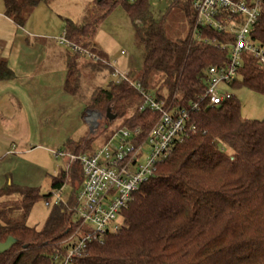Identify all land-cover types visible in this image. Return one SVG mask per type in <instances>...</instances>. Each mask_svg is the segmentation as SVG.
<instances>
[{
    "label": "trees",
    "instance_id": "1",
    "mask_svg": "<svg viewBox=\"0 0 264 264\" xmlns=\"http://www.w3.org/2000/svg\"><path fill=\"white\" fill-rule=\"evenodd\" d=\"M40 1L4 0L6 14L22 25L25 14ZM117 5L133 24L142 69L131 70L129 80L86 87L77 62L85 57L76 54L69 62L74 78L67 81L66 90L83 99L87 109L105 112L108 118L110 108L124 118L125 125L141 127L145 134L160 112L140 110L144 100L136 87L140 83L157 100H163L165 107L186 109L190 115L187 128L194 125L196 130L178 140L171 154L158 162L154 173L133 193L121 213L119 230L91 240L77 263L264 264V118H244L235 94L220 104H212L205 96L207 69L225 62L228 48L192 37L193 0H174L164 13H156L151 0H96V16H86L80 23L67 19L65 31L68 38L99 56L97 61L87 59L85 66L97 75L113 74L114 67L87 38L95 36L97 24ZM172 8L182 10L190 24L183 39L168 35ZM203 33L223 43L230 41L213 30ZM254 38L264 44V2ZM13 75L6 62H0L1 78ZM236 84L264 94V67L253 53H243L239 76L230 85ZM108 127L107 123L104 131ZM93 142V135L78 143L68 140L64 151L84 153L94 149ZM83 180L82 165L77 161L51 175L52 190L47 194L39 187L13 182L0 188V242L10 236L17 239L9 250L0 252V264H58L56 254L65 251L62 241L78 226L74 213L77 197L67 205L56 203L40 229L24 219L54 189L60 190L67 181H78L81 187ZM18 210L23 211V220L15 216Z\"/></svg>",
    "mask_w": 264,
    "mask_h": 264
},
{
    "label": "built area",
    "instance_id": "2",
    "mask_svg": "<svg viewBox=\"0 0 264 264\" xmlns=\"http://www.w3.org/2000/svg\"><path fill=\"white\" fill-rule=\"evenodd\" d=\"M133 1V0H132ZM264 0H193L195 21L192 37L211 42L218 48H228V58L207 69L205 96L212 104H220L231 93H220L219 84L230 85L239 76L243 53L251 52L264 67V44L254 38ZM213 30L225 35L230 41L220 42L204 35ZM57 42L75 54L97 61L99 56L89 47L70 39L64 30ZM124 53V51H122ZM115 66V62L111 61ZM129 70L114 73L117 82L129 80ZM136 87L144 95L140 110L150 108L160 112L155 123L144 134L141 127L122 126L111 137L93 150L70 154L71 162H80L84 180L77 195L75 217L77 228L62 241L64 252L56 254L58 264H78L77 257L87 249L88 243L107 232L121 227L118 215L129 205L133 193L152 175L158 162L168 157L174 144L195 126L187 128L190 115L184 108L165 107L163 100L146 91L140 83ZM117 138V140H115ZM145 144L151 151L145 163L140 162ZM64 154L58 151L56 156ZM58 203V201H55Z\"/></svg>",
    "mask_w": 264,
    "mask_h": 264
},
{
    "label": "crops",
    "instance_id": "3",
    "mask_svg": "<svg viewBox=\"0 0 264 264\" xmlns=\"http://www.w3.org/2000/svg\"><path fill=\"white\" fill-rule=\"evenodd\" d=\"M51 1L41 0L25 14V22L20 25L6 14L4 0H0V62H6L14 73L11 78L0 77V188L12 183L9 170L13 169V160L21 162L22 155L34 151L47 156L58 151L67 155L62 146L68 140L78 143L91 136L90 109L83 99L65 88L70 79L69 62L76 54L56 40L60 30H65L66 20L72 18H64V27L61 20L56 22L51 32L35 31L30 25L35 8ZM94 5L89 0L82 17L72 20L80 23L86 16H96ZM89 39L109 58L94 37ZM77 60L84 80L101 76L102 81L105 77L85 67L87 58ZM110 61L117 63V59ZM133 69L131 65L127 68ZM8 161H12L10 166Z\"/></svg>",
    "mask_w": 264,
    "mask_h": 264
},
{
    "label": "rangeland",
    "instance_id": "4",
    "mask_svg": "<svg viewBox=\"0 0 264 264\" xmlns=\"http://www.w3.org/2000/svg\"><path fill=\"white\" fill-rule=\"evenodd\" d=\"M96 0H93L95 4ZM89 0H53L49 4L41 2L31 14L30 25L35 31L51 32L57 26L59 20L64 27V18L69 17L78 20L82 17L84 8L87 6ZM174 0H151L152 9L156 13H164L172 7ZM92 16V15H91ZM57 22V23H56ZM190 24L185 17L182 10L179 8H172L170 17L167 21L168 35L173 39H183L189 32ZM64 29L60 30L56 36L58 40L63 35ZM90 37L88 36L87 39ZM97 45L103 49L111 60L117 59L115 64V73L126 71L131 65L135 71H140L143 67V57L136 45V37L133 24L127 12L121 5H117L110 13L104 17L98 24L94 36ZM90 40V39H89ZM63 46V45H61ZM65 47V46H63ZM124 51L122 54L121 51ZM74 76H70L72 82ZM86 87H92L101 83H108L112 80H117L116 74H109L100 81V78L91 79L85 77ZM220 93H232L240 100L241 114L244 118L262 119L264 118V94L257 92L246 85L236 84L228 85L226 83L219 84ZM95 112L89 113V119L92 124V131L89 135L94 136L93 148L99 146L108 140L114 133V130L125 125L124 118L117 117L114 120H108L106 113L97 109ZM98 113L100 115L98 116ZM114 114V111H112ZM107 123L109 127L104 131ZM117 140V138L115 139ZM62 146V150H64ZM92 150V149H91ZM151 151V146L145 144L143 147V155L140 158L141 163H145ZM51 155V156H50ZM42 155L38 151L22 155L21 162L13 160V167L9 170V178L14 184H23L26 186H36L41 189L42 194H47L52 190L51 188V173L59 168H66L71 162L69 155L61 154L56 156L54 154ZM3 166L0 165V173H2ZM76 184V185H75ZM75 184L67 181L64 186L58 190L54 189L52 196L47 199L42 197L31 208L29 214L24 219L23 211H15L14 214L18 219H24L29 226L42 228L51 212V209L58 201V204L67 205L71 199L77 197L80 192V185L77 181ZM123 217L118 215L117 222H121Z\"/></svg>",
    "mask_w": 264,
    "mask_h": 264
},
{
    "label": "water",
    "instance_id": "5",
    "mask_svg": "<svg viewBox=\"0 0 264 264\" xmlns=\"http://www.w3.org/2000/svg\"><path fill=\"white\" fill-rule=\"evenodd\" d=\"M90 112L94 113L95 110H90L89 113ZM99 115L100 113H98V116ZM107 116L111 121L116 118V115L111 112L110 108L107 110ZM16 242H17V239L15 237L13 236L8 237L5 241L0 242V252L2 253V252L9 250L13 245H15Z\"/></svg>",
    "mask_w": 264,
    "mask_h": 264
}]
</instances>
